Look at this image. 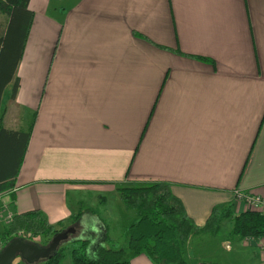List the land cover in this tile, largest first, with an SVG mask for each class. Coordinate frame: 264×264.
Listing matches in <instances>:
<instances>
[{"label": "crops", "instance_id": "obj_1", "mask_svg": "<svg viewBox=\"0 0 264 264\" xmlns=\"http://www.w3.org/2000/svg\"><path fill=\"white\" fill-rule=\"evenodd\" d=\"M29 9L9 102L33 119L13 191L0 195V232L31 210L75 229V194H118L126 182L170 183L198 226L214 208L244 212L235 190L264 197V0H30ZM90 215L94 228L82 231L103 232ZM197 236L185 259L211 263L208 234L192 257ZM239 241L219 240L236 257L219 264L243 252L264 264L259 243Z\"/></svg>", "mask_w": 264, "mask_h": 264}, {"label": "trees", "instance_id": "obj_2", "mask_svg": "<svg viewBox=\"0 0 264 264\" xmlns=\"http://www.w3.org/2000/svg\"><path fill=\"white\" fill-rule=\"evenodd\" d=\"M29 2L0 0V15L4 18V25L0 24V108L5 89L11 86L10 98L14 100L19 87L16 70L33 20ZM29 136L30 131L4 128L0 113V195L13 190ZM116 191L124 206L135 213V219L124 233L125 247L110 245L109 230L104 225L103 232L95 235L93 230L82 231L81 236L62 243L50 258L38 264H62L66 254L70 264H129L139 255H146L153 264H188L184 246L189 238L216 233L219 223L225 219L231 223L230 236L239 240L264 238V214L257 212L244 211L234 215L229 207L214 208L205 223L198 226L167 182H130L126 186H117ZM81 216L82 213L72 217L71 225L76 227ZM10 220L0 232V253L12 240L26 241L23 236L43 237L46 245L54 235L66 229L63 221L57 226L49 224L40 210L15 214ZM16 264L25 263L18 259Z\"/></svg>", "mask_w": 264, "mask_h": 264}, {"label": "rangeland", "instance_id": "obj_3", "mask_svg": "<svg viewBox=\"0 0 264 264\" xmlns=\"http://www.w3.org/2000/svg\"><path fill=\"white\" fill-rule=\"evenodd\" d=\"M0 24L4 25V18L0 15ZM11 100L10 98V88H7L3 94L2 97V106H1V123L4 127L11 128V129H21V130H27L30 131L31 123L33 116L30 112H27L25 110H20L18 107L16 108L15 105L11 104L9 102ZM12 101V100H11ZM143 127V124H142ZM143 130V129H142ZM144 130L142 131V133ZM127 177V174H126ZM144 184L145 182H139ZM151 183V182H150ZM128 183H122L119 184L118 186H126ZM117 193V191H116ZM77 196V199H81L83 203L79 205L78 210L81 209L83 221H78L76 222L77 225L75 227V233L72 235H68V240L66 242H70L71 240L81 236L82 234V223H85L87 226L93 227L95 223L91 221V215L90 214H95L99 218V222L103 225H106L108 227V232L109 236L111 238V243L110 245L114 248H121L125 247L126 243L124 241V233L129 225V223L135 219V213L131 210H129L127 207L124 206L122 201L119 199L118 194H112V195H105L102 197H94V194L91 192H83V193H77L75 194ZM5 197H10V195L5 194ZM103 199V200H101ZM68 200L70 203L73 202V196L71 194L68 195ZM101 201H107V203L102 205ZM238 205V204H237ZM1 210V209H0ZM10 219L13 216H9ZM8 221V223H10ZM94 228V227H93ZM87 232H91V228L87 227ZM230 230H231V223L229 220H222L219 223L218 229L216 233L214 234H208L207 236V242H208V253L211 254V263H219L218 261H224L225 260H230L231 258H236L234 255L231 257L230 254H226L225 252H222L219 249V240H226L228 239L229 241L238 243V244H245L243 241H239L237 237L230 236ZM94 231V230H93ZM95 231L94 234L95 235ZM89 234V233H88ZM92 234V233H90ZM91 235V237L93 236ZM197 236V235H196ZM194 237V236H191ZM190 237V238H191ZM23 239H27L26 242L32 243L31 241L36 240L37 237L31 238L28 236H23ZM189 238V239H190ZM41 239L44 240L42 237ZM203 240L200 238V234L194 238V241L192 242L191 250H192V257H196L200 255V245L197 244V242H200L199 240ZM40 240V239H39ZM204 241V240H203ZM65 242V243H66ZM64 243V242H63ZM234 243V244H235ZM185 247V246H184ZM196 255V256H195ZM246 252H243L242 258H239L241 260L236 261L234 260V264H249L248 262V256L245 257ZM145 259H148L151 264L152 261L146 256L143 255ZM231 257V258H230ZM239 257V256H238ZM230 258V259H229ZM18 258L16 261H14V264H16ZM195 260V259H193ZM190 260L187 263L188 264H196L195 261ZM70 258L69 255L66 254L63 262H69Z\"/></svg>", "mask_w": 264, "mask_h": 264}, {"label": "water", "instance_id": "obj_4", "mask_svg": "<svg viewBox=\"0 0 264 264\" xmlns=\"http://www.w3.org/2000/svg\"><path fill=\"white\" fill-rule=\"evenodd\" d=\"M75 233L73 227L54 235L50 241L43 246L26 242L22 239L12 240L0 253V264H13L18 258L25 264H38L50 258L59 246L68 240V235Z\"/></svg>", "mask_w": 264, "mask_h": 264}, {"label": "built area", "instance_id": "obj_5", "mask_svg": "<svg viewBox=\"0 0 264 264\" xmlns=\"http://www.w3.org/2000/svg\"><path fill=\"white\" fill-rule=\"evenodd\" d=\"M13 191V190H12ZM235 203L242 205L245 211L257 212L259 214H264V197L258 196L250 192H241L235 190L233 193ZM10 221V218L8 219ZM246 243H259L262 250H264V238L255 240L252 238L244 239ZM2 247V242L0 241V248Z\"/></svg>", "mask_w": 264, "mask_h": 264}, {"label": "flooded vegetation", "instance_id": "obj_6", "mask_svg": "<svg viewBox=\"0 0 264 264\" xmlns=\"http://www.w3.org/2000/svg\"><path fill=\"white\" fill-rule=\"evenodd\" d=\"M45 245V244H44ZM39 246H43V245H39Z\"/></svg>", "mask_w": 264, "mask_h": 264}]
</instances>
